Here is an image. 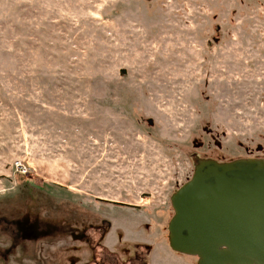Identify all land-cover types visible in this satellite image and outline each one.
<instances>
[{"label": "rangeland", "instance_id": "374dc122", "mask_svg": "<svg viewBox=\"0 0 264 264\" xmlns=\"http://www.w3.org/2000/svg\"><path fill=\"white\" fill-rule=\"evenodd\" d=\"M253 157L264 0H0V264H197L170 196Z\"/></svg>", "mask_w": 264, "mask_h": 264}, {"label": "water", "instance_id": "95a60500", "mask_svg": "<svg viewBox=\"0 0 264 264\" xmlns=\"http://www.w3.org/2000/svg\"><path fill=\"white\" fill-rule=\"evenodd\" d=\"M170 202L174 251L197 264H264V159H200Z\"/></svg>", "mask_w": 264, "mask_h": 264}, {"label": "flooded vegetation", "instance_id": "af4514ba", "mask_svg": "<svg viewBox=\"0 0 264 264\" xmlns=\"http://www.w3.org/2000/svg\"><path fill=\"white\" fill-rule=\"evenodd\" d=\"M94 259H95V258H94ZM100 262H102V261H100ZM96 263H97V264H101V263H99V261H97ZM120 264H124V263H120Z\"/></svg>", "mask_w": 264, "mask_h": 264}, {"label": "built area", "instance_id": "2783aa9c", "mask_svg": "<svg viewBox=\"0 0 264 264\" xmlns=\"http://www.w3.org/2000/svg\"><path fill=\"white\" fill-rule=\"evenodd\" d=\"M22 166V165H21ZM23 172V171H22Z\"/></svg>", "mask_w": 264, "mask_h": 264}]
</instances>
